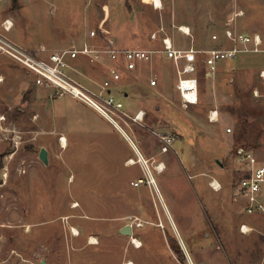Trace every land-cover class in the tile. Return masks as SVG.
I'll use <instances>...</instances> for the list:
<instances>
[{
    "label": "rangeland",
    "instance_id": "374dc122",
    "mask_svg": "<svg viewBox=\"0 0 264 264\" xmlns=\"http://www.w3.org/2000/svg\"><path fill=\"white\" fill-rule=\"evenodd\" d=\"M161 1L156 8L149 0H5L13 26L6 35L49 51L108 39L159 48L152 35L161 28L182 49L218 47L213 36L222 40L227 28L264 39V0ZM242 61V73L228 66L230 74L202 82L201 101L188 108L166 60L122 70L118 98L131 117L121 126L157 158L149 162L156 191L132 142L108 120L69 96L51 97L52 88L36 86L34 75L0 53V264H264V214H243L235 196L245 167L239 151L252 149L264 161V101L253 95L263 89L264 55L228 62ZM71 64L89 88L109 77L106 65ZM162 136L174 138L172 151L162 152ZM212 178L222 190L209 186ZM126 225L132 236L120 233Z\"/></svg>",
    "mask_w": 264,
    "mask_h": 264
},
{
    "label": "built area",
    "instance_id": "2783aa9c",
    "mask_svg": "<svg viewBox=\"0 0 264 264\" xmlns=\"http://www.w3.org/2000/svg\"><path fill=\"white\" fill-rule=\"evenodd\" d=\"M9 20L0 26V53L20 64L27 75H34L36 86L52 88L51 97L69 96L91 107L122 133L127 134L121 126V121L131 116L125 111V104L118 98V86L122 80V70L133 72L140 65L153 62L155 55H163L170 60L176 70L177 84L182 106L188 108L199 103V80L197 72L200 63L208 70V77L216 75L222 62L232 61L243 55H264V39L259 33H241L231 28L224 31L223 39L214 35L213 40L220 45L215 48L198 50L194 47L179 48L175 40L165 32L164 28L152 35L153 40L160 42L159 48L154 49H127L116 44L115 40L108 39L104 44L85 42L79 46L49 51L45 47L37 50L28 49L13 43L6 35L12 26ZM185 36H192L189 27H180ZM86 60L92 65H106L109 77L97 88H89L73 77L78 73L71 62ZM107 62L109 65H107ZM263 89L255 88L253 95L264 101V68L259 72ZM3 78H0V83ZM158 84L157 79L151 81L152 86ZM145 111L141 110L132 118L134 122L144 120ZM209 120L217 122L219 112L212 110ZM231 132V129L228 130ZM162 152L173 150L175 142L172 136H162ZM239 153V160L245 167L240 171L242 178L235 185V196L241 204V211L245 215L264 214V161H261L252 149ZM131 161V160H130ZM138 163L150 171L149 162L138 156ZM144 183L138 180L136 185ZM152 184L151 181H149ZM215 190H222V184L215 178L209 182ZM246 226L243 225V229ZM246 232V231H244ZM139 247V246H138Z\"/></svg>",
    "mask_w": 264,
    "mask_h": 264
},
{
    "label": "crops",
    "instance_id": "0c3cea01",
    "mask_svg": "<svg viewBox=\"0 0 264 264\" xmlns=\"http://www.w3.org/2000/svg\"><path fill=\"white\" fill-rule=\"evenodd\" d=\"M5 0H0V5H2V9H0V26H1V24L4 22V21H6V20H10V15H9V13L7 12V9H8V4H6L5 2H4ZM151 3V2H150ZM13 27V26H12ZM12 29V28H11ZM167 61V62H169L170 64H172L173 65V63L170 61V60H167L163 55H160V54H158V55H155L154 56V59H153V62H151V63H145V64H142V65H140L139 66V68L140 67H142V66H147V65H153L154 63H156V62H161V61ZM228 66H231V68H232V70H233V72L234 73H236V74H240V73H242L243 71H244V67L246 66V65H244V61H242L241 63H238V64H233V63H231V62H222L220 65H219V69H218V72L216 73V76L218 75V74H222V75H225V73H227V74H230L229 72H226V68L228 67ZM173 67H174V65H173ZM138 68V69H139ZM248 68V67H247ZM137 69V70H138ZM174 69H175V67H174ZM137 70H135V71H137ZM128 72V71H127ZM134 72V71H133ZM175 73H176V70H175ZM202 74V75H201ZM197 76H198V80H199V85H200V90H199V102L201 101V99H202V96L204 95L203 93H202V82L204 83V84H206L207 82H209V80L211 79V78H209L208 77V70H207V67L203 64V63H200V65H199V69H198V72H197ZM123 79V78H122ZM176 80H177V76H176ZM231 80H233V79H231ZM177 84V83H176ZM121 85V84H120ZM204 86V85H203ZM206 87H208V85H206ZM118 88H119V86H118ZM208 90H209V87H208ZM118 92H119V90H118ZM208 93V92H207ZM124 96L126 97V96H128L126 93L124 94ZM62 98V97H61ZM72 99V98H71ZM74 100V99H73ZM199 104V103H198ZM197 104V105H198ZM191 106H196V105H191ZM108 122V121H107ZM110 125H112L117 131H119L120 133H122L117 127H115L113 124H111L110 122H108ZM126 138H128L129 139V141L130 142H132V145H133V147H134V149L137 151L136 153L138 154V156L140 155L141 157H142V159L143 160H145V161H148V162H151V163H153V161H155V162H157V158L156 157H154V156H152V154H148L149 156H146L144 153H143V151H144V149L145 148H140V147H136V145L134 144V142L130 139V137L128 136V134H124V133H122ZM154 162V163H155ZM163 164V163H162ZM129 165V164H128ZM160 173V172H159ZM167 209V208H166ZM167 213H169L168 211H167ZM169 215V214H168Z\"/></svg>",
    "mask_w": 264,
    "mask_h": 264
},
{
    "label": "bare ground",
    "instance_id": "6f19581e",
    "mask_svg": "<svg viewBox=\"0 0 264 264\" xmlns=\"http://www.w3.org/2000/svg\"><path fill=\"white\" fill-rule=\"evenodd\" d=\"M149 1H150L151 4H152L153 6H155L156 8H161V7L163 6L161 0H149ZM8 25H10V24L8 23ZM62 143H63V147L67 146V140H66L65 138H63ZM130 160H131V161H129V163H128V164H130V165H132V164H136V163H137L135 160H132V159H130ZM160 166H162L161 169L159 168ZM164 166H165L164 164H160L159 166L155 167V169H156L157 171L162 172V171H164L163 169H165ZM148 175H149L150 181H151L152 184L154 185L156 191H158V187H157V185H156V181H155V179H154V177H153L151 171H148ZM163 205H164V204H163ZM165 208H166V206H165ZM170 219H171V218H170ZM172 224H173V223H172ZM134 242H135V244H136L137 247H138V246H139V247L142 246V243H141V242H139V241H137V240H135ZM91 244H96V243H92V242H91ZM128 264H132V262H130V263H128Z\"/></svg>",
    "mask_w": 264,
    "mask_h": 264
},
{
    "label": "water",
    "instance_id": "95a60500",
    "mask_svg": "<svg viewBox=\"0 0 264 264\" xmlns=\"http://www.w3.org/2000/svg\"><path fill=\"white\" fill-rule=\"evenodd\" d=\"M16 1V0H13ZM243 150H240L239 153H242ZM40 160L45 164L48 165L49 164V153L48 150L46 148H42L41 153H40ZM217 163H219L217 161ZM220 164V163H219ZM221 165V164H220ZM120 233L122 235H126V236H132L133 235V226L132 225H126L124 226L121 230ZM42 264H45V262H42Z\"/></svg>",
    "mask_w": 264,
    "mask_h": 264
}]
</instances>
